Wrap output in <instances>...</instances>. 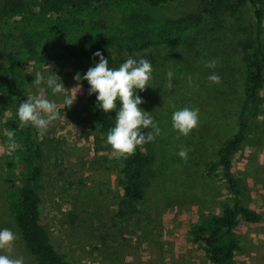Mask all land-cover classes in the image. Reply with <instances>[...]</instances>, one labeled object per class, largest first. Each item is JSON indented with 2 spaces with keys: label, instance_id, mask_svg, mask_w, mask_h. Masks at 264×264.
Masks as SVG:
<instances>
[{
  "label": "rangeland",
  "instance_id": "1",
  "mask_svg": "<svg viewBox=\"0 0 264 264\" xmlns=\"http://www.w3.org/2000/svg\"><path fill=\"white\" fill-rule=\"evenodd\" d=\"M195 2L168 1L160 13L175 16L191 10ZM259 8L264 43V0H259ZM254 20L249 3L234 11L221 9L180 43L134 57L153 64L150 87L138 94L144 101L140 107L152 113L161 132L144 144L151 164L144 197L132 206L122 202L121 166L88 118L87 82L80 81L76 102L66 109L61 95L53 96L49 90L48 98L57 102L61 118L51 122L43 135L35 129L43 153L41 224L72 264H210L203 250L191 244L189 230L199 214L218 213L228 201L223 182L207 175L206 168L237 130L245 79L238 42L253 31ZM127 57L116 53L109 67L118 68ZM210 60L216 61L219 84L207 81L212 70L205 65ZM51 69L65 89H71L63 95H74L78 91L72 89L77 85L75 75L87 71L70 61L29 63L24 101L37 94L31 85L34 79ZM169 71L173 73L170 87ZM260 97L259 114L252 118L245 141L231 158L242 200L259 214L257 222H240L234 229L240 244L235 257L239 264H264V92ZM183 107L198 109L199 114L198 126L187 136L172 128L173 111ZM1 111L0 228L18 234L14 253L24 258V264H33L8 211L7 187L1 178L6 154ZM181 146L189 149L186 160L177 155Z\"/></svg>",
  "mask_w": 264,
  "mask_h": 264
},
{
  "label": "trees",
  "instance_id": "2",
  "mask_svg": "<svg viewBox=\"0 0 264 264\" xmlns=\"http://www.w3.org/2000/svg\"><path fill=\"white\" fill-rule=\"evenodd\" d=\"M168 1L175 0H4L0 7V108L6 136L1 178L7 187L8 211L33 256V264L72 263L55 248L41 224L42 147L35 128L20 127L16 116L18 103L24 102L28 64L70 61L87 70L98 62L93 53L99 50L108 58L109 66L118 52L136 57L174 46L198 30L206 18H216L221 9L234 11L249 3L255 20L253 31L238 42L245 79L237 130L206 168L207 175L223 182L228 201L218 213L199 214L189 230L191 244L203 250L210 264H239L235 257L240 244L234 229L240 222L259 220V214L242 200L240 181L232 172L231 161L246 139L252 118L259 114L260 95L264 92L259 0H196L189 11L162 15L160 8ZM84 100L89 120L106 138L115 123V113L106 115L97 110L94 94ZM9 130H14L19 145L15 150L8 145ZM150 158L143 144L132 155L115 159L121 166L124 204L132 206L143 199Z\"/></svg>",
  "mask_w": 264,
  "mask_h": 264
},
{
  "label": "clouds",
  "instance_id": "3",
  "mask_svg": "<svg viewBox=\"0 0 264 264\" xmlns=\"http://www.w3.org/2000/svg\"><path fill=\"white\" fill-rule=\"evenodd\" d=\"M93 57L98 62L93 63L82 76L80 73L75 75L77 85L72 89L78 91L74 95H63L65 90L71 89H65L61 77L53 69L46 75H38L31 84L37 94L19 102L16 108L20 127L33 126L39 134L46 133L51 122L61 118L57 102L48 98L49 90L53 96L61 95V103L66 109L75 104L77 93L80 91V81H86L88 94L95 95L96 109L106 115L115 113V123L105 138L106 144L111 147L112 155L116 158L130 156L139 146L152 142L161 132L152 113L140 107L144 101L138 94L150 87L153 64L149 59H136L134 54H129L118 68H112L108 66V58L101 51L94 52ZM205 66L212 70L207 76V81L210 84H219L220 76L214 71L216 61L210 60ZM166 75L170 87L173 73L169 71ZM171 120L172 128L180 135L187 136L198 126V109H177L173 111ZM14 136V130L7 132L11 150L19 147ZM188 151L189 149L181 146L177 155L186 160ZM18 238V234L12 229L0 228V264H24V258L14 253Z\"/></svg>",
  "mask_w": 264,
  "mask_h": 264
}]
</instances>
